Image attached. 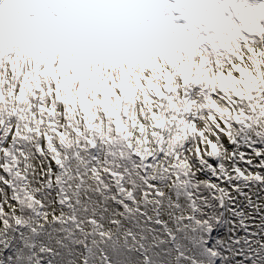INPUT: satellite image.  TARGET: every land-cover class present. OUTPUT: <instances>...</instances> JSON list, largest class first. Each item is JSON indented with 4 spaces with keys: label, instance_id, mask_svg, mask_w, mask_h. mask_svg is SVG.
Wrapping results in <instances>:
<instances>
[{
    "label": "rangeland",
    "instance_id": "rangeland-1",
    "mask_svg": "<svg viewBox=\"0 0 264 264\" xmlns=\"http://www.w3.org/2000/svg\"><path fill=\"white\" fill-rule=\"evenodd\" d=\"M9 1L0 0V125L28 142L31 165L44 141L54 158L83 156L72 169L93 143L106 169L129 152L159 153L166 135L192 139L186 129L204 120L264 117V0Z\"/></svg>",
    "mask_w": 264,
    "mask_h": 264
},
{
    "label": "snow or ice",
    "instance_id": "snow-or-ice-1",
    "mask_svg": "<svg viewBox=\"0 0 264 264\" xmlns=\"http://www.w3.org/2000/svg\"><path fill=\"white\" fill-rule=\"evenodd\" d=\"M213 130L106 169L89 143L69 180L78 157L44 141L29 169L28 142L0 125V264H264V117Z\"/></svg>",
    "mask_w": 264,
    "mask_h": 264
},
{
    "label": "trees",
    "instance_id": "trees-1",
    "mask_svg": "<svg viewBox=\"0 0 264 264\" xmlns=\"http://www.w3.org/2000/svg\"><path fill=\"white\" fill-rule=\"evenodd\" d=\"M0 96H4V94L1 93ZM9 96H10V94H9ZM234 102H235V99L233 98V100L230 103H233L234 105H236ZM11 103H12V101H11ZM20 107H22V104L21 103H18L17 106L14 108V111L16 109L20 108ZM188 113H191V110H189ZM188 115L191 117L190 114H188ZM189 116H188V120H187V125H188V121H189ZM209 122H212L214 124L209 123ZM225 122H227V121H225ZM206 126L208 127V129L206 128ZM201 127H202V129H199L198 130L196 126L195 127L193 126L191 133H190L189 129H186V133L187 134L193 135V137H192V141H193V143H192V150H195L197 148L196 137L198 136V133L203 134L204 131L207 132V134H204L203 137H205V140H208L209 136H212L211 133H213L215 135V131L214 130L209 131V128H211V129H214V128H217V127L220 128V122L219 121H207V120H204L203 123H202V125H201ZM76 135H77V133H76ZM187 139H189L188 136H186L185 139H181V138L176 139L174 136H171V135L168 136V135H166L163 144H161V147L159 148L160 149V152H164V153H166V155H168V154L174 152L177 147L182 146ZM27 154H28V152H27ZM21 155H23V153H21ZM152 155L153 154H151V156ZM28 156H32V155L28 154ZM82 158H83V156L80 157V158H78V160H81L82 161ZM77 161H75V164H76ZM44 163H47V160H45ZM184 163H185V161L184 160H181L180 161V166H182ZM79 164H80V162H79ZM27 166H28L29 169L32 167L31 160H29ZM69 168L70 169H68V170H71L72 171V162H71Z\"/></svg>",
    "mask_w": 264,
    "mask_h": 264
},
{
    "label": "bare ground",
    "instance_id": "bare-ground-1",
    "mask_svg": "<svg viewBox=\"0 0 264 264\" xmlns=\"http://www.w3.org/2000/svg\"><path fill=\"white\" fill-rule=\"evenodd\" d=\"M116 3V2H115Z\"/></svg>",
    "mask_w": 264,
    "mask_h": 264
}]
</instances>
